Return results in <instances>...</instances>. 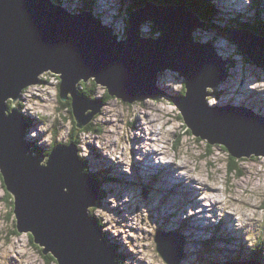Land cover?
Instances as JSON below:
<instances>
[{
    "label": "water",
    "instance_id": "obj_1",
    "mask_svg": "<svg viewBox=\"0 0 264 264\" xmlns=\"http://www.w3.org/2000/svg\"><path fill=\"white\" fill-rule=\"evenodd\" d=\"M54 5L48 0H0V175L12 198L16 232L31 233L43 255L51 254L56 264H118L109 236L104 231L103 237L101 227L87 216L86 208L94 207L98 193L90 177L81 174L83 163L73 143L54 148L46 167L40 166L43 157H32L24 139L26 123L15 108L25 87L39 83L44 71L60 74V99L71 94L79 130L103 105L75 95L81 79L93 78L111 97L131 103L157 97V76L170 77V69L186 88L182 105L176 96L171 100L179 105L178 120L187 137L206 139L233 158L264 156V123L251 115L221 112L218 101L208 103L206 89L229 75L224 65L230 61L222 60L211 43L196 41L192 33L207 30L189 11L147 1L143 8L129 10L122 40ZM148 27L161 30V36L154 40L156 33L142 35ZM248 34L233 31L219 39L238 52L246 67L264 70V37ZM86 110L92 112L84 115ZM169 236L175 244L155 238L156 251L164 263L181 264L183 241Z\"/></svg>",
    "mask_w": 264,
    "mask_h": 264
},
{
    "label": "rangeland",
    "instance_id": "obj_2",
    "mask_svg": "<svg viewBox=\"0 0 264 264\" xmlns=\"http://www.w3.org/2000/svg\"><path fill=\"white\" fill-rule=\"evenodd\" d=\"M229 1L233 2L234 0H214L213 3L218 8L223 9L226 2ZM237 1L238 0H236V2ZM60 2L63 4L67 3L64 1ZM148 2L157 3L159 0H148ZM124 3L132 11V7H134V5L132 4L130 6L128 3ZM98 4L99 0H95V2H93V7L90 5L93 12L99 14L104 13L107 17L111 14H115L114 9L117 7L116 0H106V3L102 7ZM111 4L113 5L112 7ZM237 4L233 2L230 6H226L225 8H244L248 6V0H242L241 3ZM124 7V5L119 6V13L121 12L123 17L126 18L127 13ZM72 8L73 6H67V10H72ZM249 11V9L246 11V15ZM251 14L249 13L248 15L251 16ZM249 16H247L248 19ZM97 20H101L105 26L111 29L113 35H118L115 30L118 20L116 21V24L115 22L113 23L112 20H107L108 22H105L103 15L101 18H97ZM118 24L122 28L127 26V22H123L121 18ZM219 24L221 27L225 26L224 21L221 19L219 20ZM199 32L200 31L196 32L198 35L192 33V36L195 35L198 43H200L201 40L203 41V39L199 36ZM161 34V30L156 31V39L154 40H157ZM209 36L213 35L209 34ZM123 38L126 39L125 36L120 37L122 40ZM218 41L219 40H217V42ZM218 44L225 47L221 40ZM226 54L228 55L229 53L226 51ZM228 64L230 63L225 64L224 68H226L225 72H228L229 76L223 77L215 88L221 91V94L217 97L218 103L220 102L223 105L230 103L234 107L244 106L246 104L256 108V110L259 109L257 112L264 113V109H261L264 107V70L257 71L250 67L248 68L240 61V66H235L232 70L228 71ZM252 72H257V74ZM44 73H47V71H44ZM170 73L172 74L173 71ZM43 74L41 75L44 77L45 75ZM52 74L53 73L48 74L50 82L46 85L41 86L37 83L25 87L26 89H23L21 97H19V101H17L15 106L17 109L20 108L21 115L24 114L28 118L31 125L30 128L33 125L39 132L44 131L42 139H40V136L38 137L37 134H35L28 135L27 141L43 147V150L46 152L50 146L53 147V149L58 146L68 148L69 144H63V142L66 143L71 139L72 129L77 131L76 123L73 124L70 121V119L73 121L75 120V118L73 119L72 97L70 94L66 95L65 102L63 103H67V107L58 106V104L61 103V99L56 96L59 92L56 88L57 75ZM91 79L94 81L93 78ZM159 80L160 77L157 76L156 87L159 90L157 97L138 98L131 103L128 101H125V103L120 98L111 97L108 93V88L101 87L99 85L95 94L92 96L89 92H94L95 87L92 83H90V81H88L84 90L90 94L89 101H100L103 105L100 107L99 112L91 118L87 125H84L79 129L81 130L85 127H89L84 130V134H79L77 132V135L72 138L73 141L80 146V151L76 153L77 160L80 161L78 155L86 158L87 162H84L91 168V173H93L94 169L96 170L97 162H100L99 164L105 162L106 167L108 168L107 175H109V172L113 171V169L115 172L116 169H118V178L122 176L121 179L127 178L122 173H126L130 177H134L138 174L137 172L132 171V167L139 170L140 164L139 162L136 163L135 160L133 161L132 158H129L131 154L135 155L137 153V160H139L150 148L154 149V152L151 149L149 151L152 156L160 155L167 158V160L169 159V163L177 167L176 171L181 170L184 175L188 171V165L191 167L192 178L186 175L185 176L189 182L192 181L193 189V194L190 195L189 200L194 201V196L197 193L193 186L198 185L196 186L198 188H201L202 186L204 198L207 201V204H211L212 208L222 210L223 212V214L218 213L217 215L221 221H216L214 217H211V222L221 225L224 217L226 223L231 225L232 222L233 224L236 223L235 219L238 220V218H240V221H237L238 225H244V228H249V231L252 232V234L246 238L245 236L247 235V232L240 231L241 235L238 232V235H234L230 231L228 238L235 239L241 236L246 244V250H248V248L254 244L256 237H258L260 240V242H258V248H263L261 249L260 254H262L261 258H264V156H255V154H252L251 157L231 159L226 155L224 148H221L216 144H210L206 141V139H204L203 141H206V143L209 144L208 147H210V151L208 152L205 148L204 142H201L199 138H196L193 135H189V137H187V134L184 132V128H182V123L178 120L179 110L174 106L171 100V96H177L180 94V85L177 83H174L175 85L170 83L161 84L163 83V80ZM79 82L75 85V95L83 99H88V97L82 96V93L80 94L78 89ZM229 82L231 83L225 85ZM241 82L246 83V87L241 86ZM213 89L207 88L206 92H210ZM104 90L106 94L112 98L111 100L107 99L108 96L106 97L105 94L106 100L101 101V95H103ZM164 91L166 96L163 94ZM208 97L209 96L206 97V100L209 103L210 99H208ZM87 111L84 112V115H88L92 112V110ZM176 116L178 121L176 120ZM63 119L65 120L64 122H59ZM92 125L100 129L102 132H86L92 128ZM136 125L138 126L137 128ZM46 129H48L47 132L45 131ZM154 131L155 133L152 134ZM198 141L200 143H198ZM134 145L136 149H134ZM92 149L94 151H92ZM164 153H166V155H164ZM89 154L92 155V163L91 159H88V157L91 156ZM45 161L46 159L44 161L42 160L40 166L46 167ZM132 161L135 162L133 165H131ZM236 161H238V163ZM115 162H117L118 168L116 167ZM111 164H113V168L110 167ZM161 164H163L164 167L167 165L166 163ZM228 165L231 166L230 171H227ZM236 165L237 167L235 171ZM172 172L173 170L171 167H168L167 175L172 174ZM208 172L210 174V178L208 177ZM88 176L90 177V175ZM177 176V174H174V178L172 180L175 182L181 181V179ZM114 180L115 179L113 178L110 179L108 184H112ZM195 181L198 184H196ZM121 182L122 184L119 183V186H116L118 184L116 180V182L113 183L114 188L113 186L112 188L108 186L106 189L105 185L100 182L102 185L99 184V188L105 190L104 193H101V196L104 197H100L98 199L99 204L97 207L86 208L87 211H90V214L87 216L91 220L95 221L99 227H101L100 230L103 237L105 231V233L109 236L106 237L107 241L115 247L116 251L121 252L122 250H127V254L137 252L138 262L136 264H164L159 255L156 253L154 238H158L161 243H166L168 242L166 240L170 239L169 234L154 237V231L151 230V228L147 227L145 231L144 228L139 225L138 237L141 239V242L135 247L128 246V243L136 244L137 239L131 238L127 243V237H132L135 230L130 229L129 231H125L129 228L127 225L123 227L124 231L120 228V220L125 214V208H123V206L119 203L120 196L118 189L123 195V187L125 186V182ZM162 182H165V180ZM166 182L169 186L168 192H174L173 189L177 188V186L175 185L173 187L172 182L168 178ZM154 184L158 185L156 187L157 190H161L158 183ZM210 187L213 189H210ZM234 197L238 199H235ZM182 199L184 198H180L181 202ZM171 201L172 205L169 207L176 208L178 206V199L171 195ZM200 202L202 201L200 200ZM190 204L193 205L194 203L190 202ZM196 205H198V203ZM200 207L202 206L200 205ZM146 208L150 209V205ZM186 209L188 210L186 218H194L188 205L186 206ZM12 210V204L9 201L3 179L0 175V264H56L55 259L50 256L51 254L46 256L43 255L42 249L33 243L34 238L31 233L16 232ZM132 211L138 219L140 217V213L138 211L135 212V207L132 208ZM146 212L148 211L144 209L143 216H145ZM91 213L93 214V217H95V220L91 217ZM232 213L233 215H230ZM226 214H228V216L225 217ZM178 215L183 216L181 213H176V216ZM187 222L188 220L185 221L184 227H186ZM129 225L133 227L131 223H129ZM184 227L182 228V232H187L186 230L184 231ZM213 229L214 226L210 224V232L206 235L207 231H205V238H209ZM190 233H192L189 236L190 238L194 237L197 239L196 232L193 231ZM145 241H147V247L145 246ZM203 243L205 244L206 241ZM199 253L203 255L201 251H199ZM125 263L135 264L130 260L129 256L126 258ZM171 263L178 264L175 260ZM181 264L186 263L183 262Z\"/></svg>",
    "mask_w": 264,
    "mask_h": 264
},
{
    "label": "trees",
    "instance_id": "obj_3",
    "mask_svg": "<svg viewBox=\"0 0 264 264\" xmlns=\"http://www.w3.org/2000/svg\"><path fill=\"white\" fill-rule=\"evenodd\" d=\"M84 1V0H83ZM126 2H128L129 4H130V6L133 4L134 5V7H132V11H136L138 8H143V6H145L146 5V3H147V0H125ZM173 2H174V4H178V5H184V6H186L189 10H190V12L191 13H193L194 14V16L195 17H197L201 22H203V23H206L207 24V28L208 29H210L212 32H215L216 34H218L219 36H224V37H226L227 36V33L229 32V31H232L233 29H238V30H240V31H243V30H250L251 32H253V33H255L256 35L257 34H259V35H261V36H264V18H261L259 21H258V23H256V22H253V23H248V22H241V21H239V20H237L236 18H228L227 19V21H226V24L228 25L227 27H221V25H218L217 24V20H216V18H218V16H217V11L216 10H214L213 8H212V6H208V4L205 2V1H198V0H172ZM55 2L58 4L59 3V1L58 0H55ZM168 2V1H167ZM84 3H85V5L88 3V2H85L84 1ZM158 3H160V4H165L166 3V1L165 0H159V2H157L156 3V5H158L159 6V4ZM89 5H91L92 6V4L91 3H89ZM85 9V8H84ZM129 10H131L130 8H127V10H126V13H127V16H126V18L125 17H123V15H122V13L120 12L119 13V15H118V19H117V17H116V21L118 20V22H117V24H116V28H115V30H116V32L118 33V36L119 37H123L124 35H125V32H126V30H127V28L125 29V28H122L118 23H119V20H120V18L122 19V21L123 22H125V20L128 18V13H129ZM76 11H78V10H74V12H76ZM83 11V10H82ZM221 20H223L222 18H220ZM156 32L154 31V29H151L150 27H148V29H145V31L143 32V34L142 35H148V36H153L154 34H155ZM212 43H213V40H210ZM231 53H229L228 55H227V60L228 61H230V64H228V66H227V70L228 71H230V70H232L235 66H238L239 65V60H240V55L239 54H237L238 52L236 51H230ZM235 52V53H234ZM239 55V56H238ZM236 64V65H235ZM45 76L43 77H41L40 78V81H39V84L42 86L43 84L45 85V84H48L49 82H50V78L48 77V74H44ZM160 76H162V77H164V78H167V77H169L168 76V74H166V73H162ZM171 77H174V76H170V78ZM175 78V77H174ZM178 79L176 78L175 79V81L176 82H178L177 81ZM56 82H58V80L56 79ZM87 83V82H86ZM86 83L84 84V83H81L80 85H79V87H78V89H79V92H80V94L82 95V96H85V97H89L90 96V94L93 96L94 94H95V92H96V89L98 88V86L93 82V80L92 79H90V83H92L93 85H94V87H95V90H94V92L92 91H90L89 93L88 92H86L85 90H84V87L86 86ZM185 91H186V88H185V84H184V82L180 85V94H179V96H180V98H183V97H185ZM220 93L221 92H218L217 90L216 91H214V97H218L219 95H220ZM105 94H106V92H105V90H104V93H103V95H101V97H102V100L101 101H103V100H106V97L108 96L107 94H106V97H105ZM58 97H59V95H58ZM93 98H95V97H93ZM107 99H109V100H111L112 98L111 97H107ZM157 101V100H156ZM59 102V101H58ZM60 104H58V106H65V107H67L68 105H67V103H63V102H65V101H61L60 100ZM12 108V105H11V102H9V105H8V110H10ZM20 109V108H19ZM70 110V109H69ZM24 115V114H23ZM73 117V116H72ZM179 117H180V113H179ZM24 119H25V122H27L26 123V125L30 128V121L28 120V118L27 117H25L24 116ZM73 119H74V117H73ZM67 120V119H66ZM65 120L63 119V120H61L60 122H64ZM70 121L74 124L75 123V121H73L72 119H70ZM92 128L90 129V130H88V131H86V132H97V133H101L102 131L100 130V129H98V128H96L94 125H92L91 126ZM28 128V129H29ZM56 128V127H55ZM55 128H54V130H55ZM87 128H89V127H85V128H83V129H81V130H75V129H72V132H71V139L70 140H68L70 143H74L75 144V146H76V148L80 151V146H78L79 144H76V142L75 141H73V137H75L77 134H76V132H78L79 134H80V132H84V130H86ZM53 133H55V132H53ZM53 135V134H52ZM199 140L201 141V142H204V144H205V148H206V150L209 152L210 151V147H208V143H206V141H203V139H201V138H199ZM68 141L65 143V142H63V144H67L68 143ZM29 143V146H30V150L33 152V154L35 155V156H40V155H43V156H46V158L48 157V155H51V153H52V151H53V147H49V150H47V152L45 151V150H43V147H40V146H37V145H35V144H33L32 142L30 143V142H28ZM198 143H200L199 141H198ZM62 145V144H61ZM219 146V145H218ZM222 148V147H221ZM225 150V152H226V155L229 157V158H231V159H234L233 157H231L228 153H227V151H226V149H224ZM92 151H94L93 149H92ZM206 157H208V156H206ZM78 158H80V161L83 163L82 164V166H81V164H80V168H81V174L84 176V175H90V180L91 179H93L95 182H97V183H99V184H103V185H105L106 183H105V180L102 178V176L101 175H99L97 172H95V171H93V173H91L90 172V167H88V165L87 164H85V162H87V159L86 158H83V157H80L79 155H78ZM85 161V162H84ZM231 162V161H230ZM237 163H238V161H236ZM233 167V166H232ZM236 167H237V165L235 166V171H236ZM230 168H231V166L230 165H228V168H227V171L229 170L230 171ZM101 178V179H100ZM101 182V183H100ZM101 184V185H102ZM7 195H8V198H9V201H10V203L12 204V198H11V196L7 193ZM99 203V202H98ZM98 205V204H97ZM88 213L90 214V211H88ZM91 217L95 220V217H93V214L91 213ZM205 251H206V249H205ZM252 259H254L255 257H257L258 256V253L257 252H252ZM250 258V257H249ZM125 259V257H124V255H122V254H119L118 255V257H117V261L119 262V264H123L122 263V261Z\"/></svg>",
    "mask_w": 264,
    "mask_h": 264
},
{
    "label": "bare ground",
    "instance_id": "obj_4",
    "mask_svg": "<svg viewBox=\"0 0 264 264\" xmlns=\"http://www.w3.org/2000/svg\"><path fill=\"white\" fill-rule=\"evenodd\" d=\"M48 1H50V2H52L53 4H55L54 2H55V0H53V1H51V0H48ZM74 1H76V2H78L79 0H74ZM241 1L242 0H238L237 2H236V0H234L233 2H235L236 4L237 3H241ZM85 2H88V3H91L92 4V7H93V2H95V0H86ZM59 3H61L60 1H59ZM70 3H71V1L70 2H67L66 3V5H70ZM107 3H108V1H107ZM60 7V6H59ZM160 7H162V6H160ZM61 8V7H60ZM66 12L68 13V11L66 10ZM249 16V15H248ZM250 17V16H249ZM197 18V17H196ZM103 19L105 20V21H107V20H112V17L111 16H106L104 13H103ZM220 20V19H219ZM115 35V34H114ZM113 35V36H114ZM116 37L118 36V35H115ZM202 37L203 38H205L206 36L205 35H202ZM207 38V37H206ZM170 72H172V70H170V69H168ZM47 73L48 74H51L50 73V70L49 71H47ZM46 73V74H47ZM54 75H57L56 76V78H57V80H58V82H56V88H57V90H59V93H60V84H61V80L59 79V77H60V74H55V73H53ZM52 74V75H53ZM171 76H174L173 75V73L171 74ZM54 77V76H53ZM55 78V77H54ZM171 78H173V77H171ZM82 81H80L79 82V85L81 84V83H86V81L84 82V80L83 79H81ZM39 81H40V79H39ZM97 85H99V86H102L101 84H97ZM103 87H106V86H103ZM26 89V88H25ZM59 93H58V95H59ZM71 95V94H70ZM59 97H60V95H59ZM70 98V97H69ZM118 98V97H117ZM120 99H122V98H120ZM123 100V99H122ZM19 101V100H18ZM68 101V100H67ZM124 102L126 101L127 102V100H123ZM125 102V103H126ZM71 105V104H70ZM71 111V110H70ZM87 111V110H86ZM91 111V110H90ZM89 111V112H90ZM88 112V111H87ZM87 115V114H86ZM87 125V124H86ZM138 126L136 125V128H137ZM156 130V129H155ZM153 133H155V131L154 132H152V134ZM136 141V140H135ZM68 144L70 145V142H68ZM135 144V143H134ZM73 145L75 146V144L73 143ZM76 147V146H75ZM134 149H136L135 148V145H134ZM76 150H78L77 148H76ZM227 151V150H226ZM78 152H79V150H78ZM139 154V153H138ZM148 154H150V156L151 157H153L152 155H151V153L150 152H148ZM89 155H91V154H89ZM164 155H166V153H164ZM137 153L134 155V154H131V156L129 157V158H132L133 159V161L135 160L136 161V163L138 162V160H137ZM136 157V158H135ZM251 157V156H250ZM92 158V155L91 156H89L88 157V159H91ZM163 159H167V158H164V157H162ZM240 158H242V157H240ZM121 159V158H120ZM169 160V159H168ZM167 160V161H168ZM132 161V163H131V165H133L135 162H133ZM169 162V161H168ZM121 163V162H120ZM122 163H123V161H122ZM115 164H116V167L118 168V166H117V162H115ZM125 164V163H124ZM185 164V163H184ZM126 167V166H125ZM155 168V166L151 163V160H149V159H145V168L141 171L143 174H146V173H149V172H152L150 169H154ZM187 168H188V171L186 172V176H189L190 178H192L191 177V167H189L188 165H187ZM92 169H94V168H92ZM95 170V169H94ZM123 175H125L126 177H128V175L126 174V173H123ZM208 177L210 178V174H209V172H208ZM174 178V177H173ZM172 178V179H173ZM123 180L125 179V178H122ZM114 182H116V181H114ZM113 182V183H114ZM227 184V183H226ZM230 184V183H229ZM116 186H119V184H117ZM158 185H155V188L157 187ZM210 189H213L212 187H210ZM235 189V188H234ZM235 198V197H234ZM235 199H238V198H235ZM185 200L184 199H182V202H184ZM192 206V205H191ZM201 208V207H200ZM228 208H229V206H228ZM251 208V207H250ZM196 210H197V206H196V204H193V206L190 208V212H192V216H197V214H196ZM210 212V211H209ZM213 216H215L212 212H210ZM176 217H178L179 218V215L178 216H176ZM202 216H198V217H195L196 219H195V222H198V224L197 225H200L202 228H204V227H206L207 225H208V221H209V219L208 218H201ZM188 226H190V225H188ZM190 229H188V231H193V230H195V227H194V225H192V226H190L189 227ZM200 228H197L196 229V231H198ZM203 231H205V229H203ZM166 241H168V243H170V244H175L174 242H176V241H173V239H167Z\"/></svg>",
    "mask_w": 264,
    "mask_h": 264
}]
</instances>
